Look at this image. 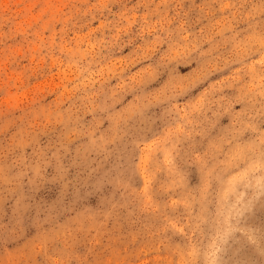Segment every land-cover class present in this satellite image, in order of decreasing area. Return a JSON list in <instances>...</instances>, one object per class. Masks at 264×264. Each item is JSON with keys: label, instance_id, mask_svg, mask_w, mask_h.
Instances as JSON below:
<instances>
[{"label": "rangeland", "instance_id": "obj_1", "mask_svg": "<svg viewBox=\"0 0 264 264\" xmlns=\"http://www.w3.org/2000/svg\"><path fill=\"white\" fill-rule=\"evenodd\" d=\"M0 264H264V0H0Z\"/></svg>", "mask_w": 264, "mask_h": 264}]
</instances>
